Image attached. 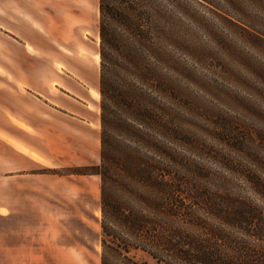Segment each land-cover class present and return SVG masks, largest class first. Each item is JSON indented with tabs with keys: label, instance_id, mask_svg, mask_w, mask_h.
Instances as JSON below:
<instances>
[{
	"label": "rangeland",
	"instance_id": "374dc122",
	"mask_svg": "<svg viewBox=\"0 0 264 264\" xmlns=\"http://www.w3.org/2000/svg\"><path fill=\"white\" fill-rule=\"evenodd\" d=\"M127 1L138 4L151 37L141 71L119 68L105 45L108 90L103 96L97 87L90 94L97 113L102 102L106 106L109 148L137 146L148 162L163 167L176 153L191 181L211 187L226 182L231 192L254 197L246 175L264 180V0ZM96 40L100 46L99 34ZM117 87L138 94L135 105L142 104L144 120H135L139 111L121 102ZM125 129H136L138 140L125 136ZM97 198L85 209L58 202L55 215L17 216L16 222L87 223L98 239Z\"/></svg>",
	"mask_w": 264,
	"mask_h": 264
},
{
	"label": "crops",
	"instance_id": "0c3cea01",
	"mask_svg": "<svg viewBox=\"0 0 264 264\" xmlns=\"http://www.w3.org/2000/svg\"><path fill=\"white\" fill-rule=\"evenodd\" d=\"M99 16V0H0V264H101L90 224L16 222L100 204L98 174L40 171L100 161Z\"/></svg>",
	"mask_w": 264,
	"mask_h": 264
},
{
	"label": "trees",
	"instance_id": "16d2710c",
	"mask_svg": "<svg viewBox=\"0 0 264 264\" xmlns=\"http://www.w3.org/2000/svg\"><path fill=\"white\" fill-rule=\"evenodd\" d=\"M99 12V90L105 96V45L116 53L119 68L141 71L140 56L149 48L151 30L136 2L99 0ZM115 95L139 111L135 120H144L142 104L135 105L138 94L117 87ZM106 112L102 102L100 163L43 171L100 176L101 264H264L263 179L246 175L251 197L231 192L226 182L211 187L191 181L176 153L163 167L148 162L137 146L111 151ZM135 130L123 134L137 141ZM155 146L162 150L161 144Z\"/></svg>",
	"mask_w": 264,
	"mask_h": 264
},
{
	"label": "bare ground",
	"instance_id": "6f19581e",
	"mask_svg": "<svg viewBox=\"0 0 264 264\" xmlns=\"http://www.w3.org/2000/svg\"><path fill=\"white\" fill-rule=\"evenodd\" d=\"M99 213V212H98Z\"/></svg>",
	"mask_w": 264,
	"mask_h": 264
}]
</instances>
